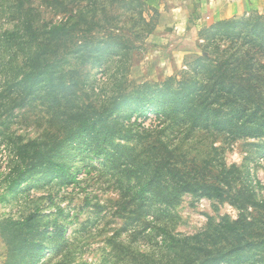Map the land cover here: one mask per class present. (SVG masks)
Instances as JSON below:
<instances>
[{"label":"rangeland","instance_id":"1","mask_svg":"<svg viewBox=\"0 0 264 264\" xmlns=\"http://www.w3.org/2000/svg\"><path fill=\"white\" fill-rule=\"evenodd\" d=\"M163 1L0 0V264H168L171 240L188 238L194 258L206 253L203 244L215 252L210 236L238 225L241 215L254 218L253 232L222 236L225 257L217 264H264V135L242 133L250 111L224 99L216 80L224 68L243 76L264 69L261 28L246 27L264 24V15L223 28L167 25L160 22ZM79 10L100 25L88 31L79 23L48 45V30ZM86 40L98 58L73 53ZM29 45L43 47L48 59L41 63L53 65L52 84L33 94L22 83L28 66L34 71ZM186 85L194 88L195 111L180 107L191 91ZM203 89L213 100L210 118L192 128L189 116L207 109L192 106ZM87 115H108L101 137L73 133ZM29 141L37 142L29 155L51 150L69 161L74 179L24 174L13 186L36 156L22 161L14 147ZM154 173L170 202L144 185ZM202 183L222 196L183 189ZM31 214L33 226L25 223Z\"/></svg>","mask_w":264,"mask_h":264},{"label":"trees","instance_id":"2","mask_svg":"<svg viewBox=\"0 0 264 264\" xmlns=\"http://www.w3.org/2000/svg\"><path fill=\"white\" fill-rule=\"evenodd\" d=\"M247 18L245 17H240L238 19H228V20H222L216 23L211 24V26H215L218 27V25L220 27H230V26H236L239 23H243V20H246ZM241 21V22H240ZM84 23V26L86 27V29L89 31L91 28H94L95 26L100 25L99 22H96L93 18L92 19H87L84 15V12L79 10L76 14L74 15H69L68 18L64 21L59 22L57 25L52 26L49 30H48V36H47V41H48V45L55 40H60L61 36H65V31L67 30H71L74 29L75 26H78V24ZM72 26V27H71ZM249 26H256L259 29V26L261 28V33L264 36V24L259 23V22H253V23H248L246 25V27L249 28ZM250 29V28H249ZM88 36V40H89ZM19 44L24 43L25 40L20 39ZM10 44H12V42H10ZM32 45V44H31ZM29 45L28 47H26V52L32 56V62L28 63L29 65L34 67V71H31L30 66H28V72L25 74V78L22 80V83L25 84L26 82H28V85L32 86L33 88H29V91H27L30 94H33V92L36 90L34 87H38V86H42L44 81L45 83H47L48 85L52 84V72L51 70L53 69V65L51 64H44L41 63V61L43 59H48L47 54L44 52V48L43 47H33ZM261 46H264L263 44ZM90 46L86 42H82L79 45H76L75 48L72 49L74 54H78L81 53V55L83 56L84 53H87L90 51ZM264 50V49H263ZM93 50L90 51L89 55L90 57H96L98 58L97 55H94V53H92ZM84 52V53H83ZM264 53V51H263ZM242 57V56H241ZM264 57V56H262ZM243 59H247L246 57H242ZM243 62H246V60H244ZM262 65V64H260ZM264 68V66H263ZM223 71L226 74H220L216 77V80L221 79L218 84H219V88L220 91H222L224 93V99H226L227 101H229L230 99H233L236 101H234L233 103H235L239 108L242 109H248L250 111V114L246 115V120H250L252 121L250 126H248V128H246V130H244L242 133H244L245 135H250V136H258V135H264V69L260 72V71H254L252 70V72L250 71L249 74H247V76H243L241 72L239 71H235L232 70L231 73H227L226 69L224 68ZM30 79V81H29ZM61 81L59 80L58 85L60 86L61 89ZM217 84V85H218ZM63 86H65V84H62ZM216 85V86H217ZM62 86V87H63ZM212 86H215V84H213ZM66 88V86H65ZM186 89L187 90H191L194 89L192 87H190L189 85H186ZM62 90V89H61ZM63 91V90H62ZM193 90L189 91L186 94L187 100L186 98H184L181 102L180 107L188 110V111H192V110H196V109H192L190 106V102L189 99H192L193 94L191 93ZM180 92V91H179ZM211 92L210 91H205L203 89V91L198 92L197 94V99H196V104L192 105L193 107H196L199 105H204L207 109H204L203 111H200V113L196 112L198 115H195V112L192 113V117L189 116L191 118V127H196L197 125L201 124H205L209 118H210V104L213 103V100L210 97ZM27 100V96L25 95L22 98V101ZM194 101V99H193ZM187 102V104L185 105V103ZM189 102V103H188ZM120 103L115 102L113 107H116L117 105H119ZM247 106H250L249 108H247ZM145 106H142V110L140 112H145L146 110ZM112 111V110H111ZM70 115L71 116H76V115H80V112H74V111H70ZM109 115V114H108ZM108 115H103L100 116L98 118H93L91 116H85L82 120L79 121L78 124H76L74 128H76L73 133L75 132H79L80 135L82 136L83 140H87L88 137H101L102 134L104 133V128L106 126V117ZM215 118H213L214 120ZM101 122L100 126L92 131H87L88 127L92 126L95 127V125L98 122ZM178 122V121H177ZM175 122V124L177 123ZM188 123V121H187ZM252 125V126H251ZM206 129H208V127H205ZM237 129L241 128V126H237ZM74 134H70L68 136V138L73 137ZM37 142H32L29 141L27 144L24 145H18L15 146L14 148L16 149V151L20 154V159L23 161L25 160L26 156H30L33 157L35 154L36 156L34 158H32L29 162L28 165L26 166V168L24 167L23 169H21L19 172H17V177L16 179L12 182V185L14 186L17 183V179L20 177H23L24 174H28V175H32V174H40L41 176H47L49 175V180H53V179H59L62 182H69L71 180H73L74 178L72 177L71 173L69 172V161L68 160H62L59 158H53L52 154H51V150H49L47 153H44L43 151L39 150H34L33 155H29V150L30 147H34L36 146ZM27 154H26V153ZM52 153L56 154V151H52ZM167 164V161L164 162V165ZM145 166V165H143ZM156 171H159V173L163 172V166H160L159 164L156 166ZM127 169L125 168L124 171H126ZM129 170V169H128ZM176 179L177 176L175 177ZM157 180H158V175H156V173H154L153 175L150 176V178L147 179V181L144 182V185H146L149 189V191L152 193V195L157 197H160L159 200L162 201H166V202H170L171 201V197L165 196L164 194V189L163 188H159L157 186ZM177 184H179V182H177ZM11 185V186H12ZM159 185V182H158ZM185 185V184H184ZM183 185V189L190 191V192H195V191H201L202 195L208 196V197H221L222 194L220 193L221 189H219V187L217 186H213L211 184H206V183H202L200 185H198L197 187H194L192 185H187L186 187H184ZM158 187V188H157ZM124 195H127V192L125 190H123ZM122 193V194H123ZM138 193L135 192L133 194L134 197H136ZM36 216V214H31L29 216L26 217L25 219V223H31V225L33 226V220L34 217ZM254 219V218H252ZM251 219V221H246V218L241 215L239 218V224L238 225H234V224H226L225 228V232H222L221 230H218L214 235L210 236V243H214L215 246V252L213 251V248L210 247L208 248L205 244L202 245L201 250L206 251V253L203 254H197L196 258H194V253L190 250V251H186V248L188 247L189 244V239L188 238H175L173 243L172 240L167 244L168 248L165 250V256L168 255L169 258L168 260V264H217L221 258L225 257V252L222 251L223 247H221L220 243H221V237H233L235 235V232L237 231H246L248 234L249 232H253V229L255 227V223L254 221ZM33 230V228L27 229L26 232L31 233ZM241 231V232H242ZM23 233H19V238L22 239ZM22 236V237H21ZM57 236H61V232L60 230L58 232H55V235L53 236V240H55V238ZM26 240H24L25 242ZM165 241V239H164ZM250 241V240H249ZM30 247L31 246H35V241L32 239V241L28 240ZM251 245V244H250ZM189 248V247H188ZM234 249V252L236 253V251L238 250V247L233 246L232 247ZM41 249H38V255L40 254Z\"/></svg>","mask_w":264,"mask_h":264},{"label":"crops","instance_id":"3","mask_svg":"<svg viewBox=\"0 0 264 264\" xmlns=\"http://www.w3.org/2000/svg\"><path fill=\"white\" fill-rule=\"evenodd\" d=\"M164 1L167 5V10L166 8H164L160 13V22L166 23L167 25L176 24L180 21L185 22L190 20V25L201 24L205 26L222 20L238 18L239 16H246L250 13H260L264 15V0Z\"/></svg>","mask_w":264,"mask_h":264}]
</instances>
